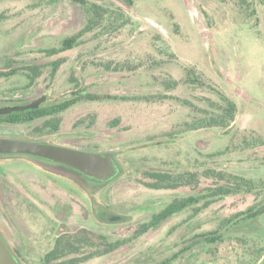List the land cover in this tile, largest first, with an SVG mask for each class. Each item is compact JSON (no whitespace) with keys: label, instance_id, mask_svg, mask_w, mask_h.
Instances as JSON below:
<instances>
[{"label":"rangeland","instance_id":"1","mask_svg":"<svg viewBox=\"0 0 264 264\" xmlns=\"http://www.w3.org/2000/svg\"><path fill=\"white\" fill-rule=\"evenodd\" d=\"M87 1L98 8L85 30L87 14L69 0H0V72L18 71L0 77V107L43 96L51 104L76 89L101 97L55 115V131L45 119L0 121V138L112 154L121 173L97 183L53 162L0 155L9 248L22 264H42L61 237L70 245L50 264H264V217L250 229L237 224L264 203V0ZM74 35V48L57 51ZM230 104L233 122L213 124ZM157 173L174 188H152ZM223 186L238 192L211 196ZM185 198L197 200L139 234ZM210 232L220 239L198 242ZM104 243L120 245L94 255Z\"/></svg>","mask_w":264,"mask_h":264},{"label":"trees","instance_id":"2","mask_svg":"<svg viewBox=\"0 0 264 264\" xmlns=\"http://www.w3.org/2000/svg\"><path fill=\"white\" fill-rule=\"evenodd\" d=\"M71 2L80 4L81 7L84 9L85 13L88 16V24L86 25V29L91 28V25L93 23V19L91 18V12L94 10H97L98 6L96 5V3L93 2H88L87 0H69ZM78 38L79 35H74V36H70L68 38H65L61 44L59 49H57V51H66V50H70L72 48H74L77 45L78 42ZM58 68V65L55 64L52 66L51 72H50V78H53L56 70ZM25 70V76L28 79V83L29 84H33L36 80V78L39 75V72L37 70V67L35 66H31V67H27L24 69ZM17 70L16 69H12L10 66H7L6 71H1L0 72V77H11L14 76L15 74H17ZM101 99V97L92 94V93H88L85 91H82V89L80 90H75L74 92H71V94L69 95V97H67L66 99H64L63 101H58L55 103H45L40 105L38 108L35 109H30V110H26V111H22V112H14L11 114H7V115H1L0 116V121L3 123H8V124H17V123H31L34 122L36 120H41V119H45V121L43 122V127L45 128H49L52 131H55L58 129V119L55 118V115L65 111L66 109H68L70 106L76 104L79 101H94V100H99ZM234 111L235 108L233 106V104H230L229 107H227L225 109V113L223 115H220V117L218 119H214L213 120V124H220L222 127L224 126L225 128L229 125L226 124L225 122H229L231 124V122H233V118H234ZM50 118V119H48ZM48 119V120H47ZM219 125V126H220ZM16 156V155H14ZM25 157H30V156H25ZM34 158V157H31ZM58 166L71 170L77 174H80L68 167H65L63 165H59ZM82 175V174H80ZM154 177L157 178V181L155 183L151 184L152 188H174L173 186H171V184H169L170 182H172V176L168 173H157V175H154ZM247 184H249V187L251 186V182L249 180L245 181ZM169 184V185H167ZM248 186H246L247 188ZM246 190V189H245ZM249 191H251V188H249ZM211 192V196L215 197V196H220L221 198L228 196L230 194H236L238 191L232 189V188H227L225 186L223 187H219L216 189H210ZM197 199L194 198H185V199H175L172 202L168 203L161 211L155 213L152 215L151 219L143 224L140 228L139 234L141 233H145L150 229L153 228H157L159 226H161L168 218L172 217L173 215L177 214L178 212L184 210L185 208H187L189 206V204H193L194 202H196ZM259 209H257L256 211L253 209H248L246 212V217L245 219L241 220L239 223H237L238 225H240L238 227V229L241 228V230H245L247 228L250 229V227L252 226V224H255L257 226H260L261 223V218L264 217V203L261 204L260 206H258ZM240 216V215H237ZM122 220V219H121ZM83 235L87 236L86 234L83 233ZM85 238V237H83ZM89 238V237H88ZM102 239H104L103 237H101ZM62 239L61 238H57L55 241V246L54 248L47 252L44 257H43V261L42 264H50L52 260L57 259L62 250L64 249V246H69L70 245V241L68 238H66L65 242L62 243ZM98 240L101 241L100 237H97ZM198 242H201L202 240L206 241L207 243L211 244L216 242L218 239H220V236L218 234H215L213 232L207 233V234H202L199 236ZM88 240V239H87ZM107 248L104 251H98L96 253H94V255H100V254H104V253H108L111 252L112 250H114L115 248H117L120 243H115L113 245L110 244H106L104 243ZM66 248V247H65ZM158 264H167V262H161Z\"/></svg>","mask_w":264,"mask_h":264},{"label":"water","instance_id":"3","mask_svg":"<svg viewBox=\"0 0 264 264\" xmlns=\"http://www.w3.org/2000/svg\"><path fill=\"white\" fill-rule=\"evenodd\" d=\"M45 101L41 97L25 105L0 107V116L38 108ZM0 155L30 156L68 167L87 179L97 183H107L120 175L121 168L112 154H101L76 150L46 142L23 139L0 138ZM122 217L108 215L112 222ZM0 264H19L12 250L0 235Z\"/></svg>","mask_w":264,"mask_h":264},{"label":"flooded vegetation","instance_id":"4","mask_svg":"<svg viewBox=\"0 0 264 264\" xmlns=\"http://www.w3.org/2000/svg\"><path fill=\"white\" fill-rule=\"evenodd\" d=\"M0 235H1V237L3 238V240L6 242V240L4 239L3 235L1 234V232H0ZM6 244L8 245L7 242H6ZM8 246H9V245H8ZM52 249H53V248H52ZM52 249H51V250H52ZM11 250H12V252L14 253L15 257L17 258L18 263H19V264H22L21 261H20V258H19V252L17 251V249L14 250V249L11 248ZM51 250H50V251H51Z\"/></svg>","mask_w":264,"mask_h":264}]
</instances>
